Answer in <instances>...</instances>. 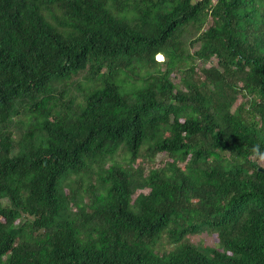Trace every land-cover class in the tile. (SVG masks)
I'll return each mask as SVG.
<instances>
[{"label": "trees", "instance_id": "trees-1", "mask_svg": "<svg viewBox=\"0 0 264 264\" xmlns=\"http://www.w3.org/2000/svg\"><path fill=\"white\" fill-rule=\"evenodd\" d=\"M258 143L264 0H0V264H264Z\"/></svg>", "mask_w": 264, "mask_h": 264}, {"label": "rangeland", "instance_id": "rangeland-1", "mask_svg": "<svg viewBox=\"0 0 264 264\" xmlns=\"http://www.w3.org/2000/svg\"><path fill=\"white\" fill-rule=\"evenodd\" d=\"M214 1H216V0H214ZM211 24H212V22L209 19L205 28H208ZM155 60L160 62L158 57H156ZM215 65H216V60L215 59L212 60V63H203L201 61H198L196 70H198L199 68H203V67L210 68V67L215 66ZM161 68H162L161 69L162 71H165V67L164 66H161ZM198 72H200V71H198ZM171 78H172V82L174 84H176V86H177L175 92H177V90L182 91L183 93L187 92V88L183 84V80H182L183 79V74L182 73H180L179 71L173 72L172 75H171ZM134 84H135V81L132 80V85H134ZM242 101H244V100L243 99H239V101L237 102V104H235V106L233 108L236 109ZM161 157L159 158V160L161 159ZM166 158H167L166 155H164L163 159L166 160ZM140 162H147V159H141ZM261 165L264 166V160L261 162ZM181 166H184V164L181 165ZM156 167L157 168L162 167L161 166V162H158ZM84 202L85 203L90 202V197L86 196ZM187 240L190 243H192V244H194L196 246H201V247L218 248V246H219V240H218L217 236L214 235V234H211V233H209L207 231H203L200 234L189 236ZM157 248H158L157 250H158L159 253H163V252L172 251L174 249V246L170 243V240H169L168 236H164L159 241V244L157 245Z\"/></svg>", "mask_w": 264, "mask_h": 264}, {"label": "clouds", "instance_id": "clouds-1", "mask_svg": "<svg viewBox=\"0 0 264 264\" xmlns=\"http://www.w3.org/2000/svg\"><path fill=\"white\" fill-rule=\"evenodd\" d=\"M162 62V61H161ZM254 153L258 155L261 159H264V151H261V145L258 143L254 146Z\"/></svg>", "mask_w": 264, "mask_h": 264}]
</instances>
